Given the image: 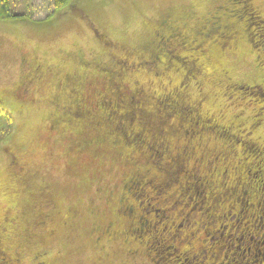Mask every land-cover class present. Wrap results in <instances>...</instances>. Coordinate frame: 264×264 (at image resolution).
Masks as SVG:
<instances>
[{
    "label": "rangeland",
    "instance_id": "1",
    "mask_svg": "<svg viewBox=\"0 0 264 264\" xmlns=\"http://www.w3.org/2000/svg\"><path fill=\"white\" fill-rule=\"evenodd\" d=\"M7 1L6 11H9V14L27 13L32 16H30L32 21L29 20L25 23L0 18V139L5 137L11 126L8 114L13 116L12 124L14 125L12 135L10 134L13 137L11 142L7 145L6 142L0 141V210L6 209L4 212H8V220L14 219L9 224L8 235L10 238L7 245L9 243L12 249L18 253L21 258L20 264H38L42 259L39 255L43 254L46 264H154V258H158L155 257L158 256L155 251L150 250L149 254L153 256L151 261L147 255H143V258L137 262H131V258L124 253L121 239L118 243L103 246L105 239L97 243L95 238L99 233L92 230L94 224L111 218L112 209L116 207L121 197L127 196L122 184L128 179L129 172L131 174L139 167H132L133 160L125 162L124 154L129 153V159H133L131 156L133 153L135 154V147L128 146L123 151L113 147L107 139L111 134L103 130V127L105 129L110 125L100 124L96 128L97 124L93 120L98 118V113L93 109V105L90 106V103H86L85 108L81 107L79 113H76L79 119L71 121L72 125L80 127L79 131H71V134H67L69 131L65 130L64 123H60L58 128L53 127L46 118L54 113L53 95L65 92L64 78L66 74H71L74 78L76 75L80 78L85 71L88 72L82 66L84 62L107 59L103 54L106 46L105 40L113 41L117 45L121 43L122 47L137 46L142 40L150 41L149 37L152 35L150 28L155 27L159 16L167 8L181 9V13L187 14L189 10L194 9L197 12L196 17H199L211 8V0H82L80 8L89 18L91 26L80 16L68 11L67 6L57 9L53 13L50 12L44 19H39L43 18V15L36 12L37 3L34 2L37 0ZM250 1L254 6L257 5L259 12L264 15V0L260 1V5L254 3L255 0ZM250 1L245 3L252 6ZM1 3L0 0V16H3L2 12L4 11ZM196 17L193 16L194 19ZM251 21V34L254 36L261 34V37H264V26L259 21ZM95 31L102 33L103 37L99 38ZM215 31L218 36H223L216 29ZM234 39L235 36L230 40L233 42ZM234 44L236 47L229 52L225 51L226 54L222 57V65L232 79L239 82L248 81L252 84H257L261 79L264 80V55L259 57L257 48H253L246 40L236 41ZM226 45L224 44V46ZM259 48L264 49V42ZM35 62L41 63L39 67L42 71L40 74L42 80L38 79L39 81L31 83L30 92L24 96L21 92L23 84H20L29 70L28 68L35 65ZM137 67L138 65L134 66L136 69ZM148 67L151 68V66ZM153 68L158 74L162 73L158 71V67ZM169 69L163 72H168ZM139 75L144 79L145 76L150 77L148 72ZM141 83L143 80H139L136 84L141 85ZM16 85L20 87L17 89ZM149 92L151 91L149 90ZM240 92L241 90L238 88L231 89L230 96L234 99L233 102L239 103L238 106L244 109L241 114L243 118L250 119L249 115L253 113L255 115L258 107L264 105L258 95V93H262V89H258L256 96ZM142 94H144L141 96L143 101L149 99V103H153V98L149 95L150 93L148 94V91H143ZM180 104L185 108L180 114L186 118V121L199 120L193 109L191 111L182 102ZM236 112L238 110H234L230 106L228 113L235 114ZM159 118L164 119L160 113L158 114ZM256 118L257 116L252 124L256 128L252 137L264 133V121L260 120L261 118ZM151 120L149 119L147 122ZM239 128L241 130L238 129L237 132L234 130L233 136H230L225 131L227 129L210 124L209 136L218 133L222 144L230 142L227 144L233 146V143H241L242 146H246L247 151H250L252 146L259 147L258 149L262 147L256 144L251 136L248 137V130L245 126L240 125ZM142 135L143 133L139 131L134 137L138 138ZM234 139L236 141H233ZM72 140L76 142L77 147L70 150L69 145L72 146ZM155 147L157 146L151 145V150H154ZM156 149L155 154L158 159L154 157L153 162H157L161 158L159 148ZM260 150L262 152L256 154L250 151L253 155L248 153V159L250 158L254 165V168H251L249 172L251 179L255 178L254 174L258 175L259 164L257 161L264 152V149ZM183 151L188 152V149L184 148ZM88 152L91 154L89 157ZM178 153L179 151L174 152L175 160L181 157L177 155ZM13 159L15 160L13 161ZM65 161H69V163L66 164ZM72 162L79 169L75 170L74 165L72 168L69 167ZM145 162L139 161L137 164L147 167L150 163L147 162L146 165ZM158 163L162 165L161 160ZM23 165L24 169L22 167L20 169L19 166ZM223 165L227 166L228 163ZM176 169L174 171L180 175H178L180 178L184 168L177 165ZM172 171L173 169H171V173ZM166 173L170 172L166 169ZM189 178L186 179L188 181L186 194L197 201L196 204L203 209L205 205L200 202L204 200L201 182L194 177H191V182ZM198 178H200L199 175ZM260 178L264 180V174H260ZM152 182L154 183V181ZM11 184V189H3ZM137 186L138 184L133 181L129 191L138 198V202L143 208L142 213L148 211L149 214L153 213L158 218V223L153 225V228L158 231L164 225L167 226L164 214L155 203L154 198L155 196L160 198L164 192L159 190L147 192L150 194L148 195L149 199L147 195L143 194L145 190ZM41 196H47L54 207L60 211L56 223L60 218L67 222L66 225L56 228L52 238L43 236L41 239L33 231V211L36 210V207L31 203H35ZM107 197L111 198L109 202H106ZM241 200L243 203L245 202V198ZM25 202H27L26 206L20 210L21 203L25 205ZM176 206L178 209L180 208L179 203ZM121 209L124 210L125 207L122 206ZM133 211L126 210L128 214ZM231 213L232 218L228 223L230 226H234L238 216L234 214L235 211ZM118 215L126 222L120 212ZM260 215L263 216L261 213ZM144 217L145 215L141 216V224H143L145 232L142 234H146L147 238H151L152 241L153 229L149 227V223L145 224L147 219ZM262 220L264 221V218ZM176 221L178 224L183 223L179 220ZM257 221L259 220L257 219ZM224 224L227 223L221 222V225ZM256 224L259 223L256 222ZM128 229L130 233L139 234L137 228L133 229L130 226ZM184 229L183 231L187 232L191 228L186 225ZM241 230L242 226L238 230L233 228L228 232H231L232 236L237 237L238 240L230 250L225 252L228 259L226 263L264 264V247L261 244L264 240V228L259 230L258 234L248 235L249 238H242ZM14 236L17 240L11 239ZM113 241L117 242V238ZM154 241L153 243L157 247V243ZM151 243L149 242V244ZM150 247L152 246L150 245ZM158 251L162 258L168 249ZM169 253L175 252L169 250Z\"/></svg>",
    "mask_w": 264,
    "mask_h": 264
},
{
    "label": "trees",
    "instance_id": "2",
    "mask_svg": "<svg viewBox=\"0 0 264 264\" xmlns=\"http://www.w3.org/2000/svg\"><path fill=\"white\" fill-rule=\"evenodd\" d=\"M81 1L37 0L34 3H37L36 12L43 15V18L39 19H44L50 12L53 13L57 9L67 6L68 11L80 16L91 26L89 18L80 8ZM246 1L248 0H211V8L208 12L211 11L209 17L213 18L214 16V18L211 19L213 23L208 28L209 30L207 31L206 22H203L198 28V32L204 30V35L195 37L191 35L190 30L184 32L179 37L180 45L178 47H176L175 42L170 43L159 39L160 36L162 37V33L159 34V32L155 36L152 34L149 37L150 41L142 40L137 46L131 48L122 47L121 43H118L119 46L113 41L105 40L106 46L103 54L106 55L107 59L84 62L82 66L88 72L85 71L80 78L76 75L74 78L71 74H66L64 79L65 81L68 80V86L65 87L64 94H55L52 100L54 113H51L50 116L47 115L46 120L48 123H52L53 127L58 128L60 123H64L65 130L69 131L67 134H71V131H79L78 128L80 127H75L71 121L79 119L76 113H79L81 107L85 108L86 103H90V106L93 105V109L98 113V118L93 120L97 124L96 128L100 124L103 126L110 125L106 126L105 129L103 127V130L111 134L110 138L107 137V139L113 147L122 151L128 146L135 147V154L133 153L131 156L133 159H129V153L124 154L125 162L130 160L132 162L133 160L132 167H139L131 174L129 172L127 183L123 182L128 192H130L129 187L133 181L138 184L139 188L145 190L143 194L147 195L149 199L150 196L148 195L150 194L148 193L155 192V190L164 192L160 198L158 196L154 198L155 203L164 214L167 226L164 225L160 230H155L153 223L150 224L149 222L152 215L148 211L142 213L143 208L141 207V216L145 215L144 219H147L145 224L149 223V227L153 229L152 234L154 236L150 245L154 248L152 249L149 245L147 252L151 253L150 250H153L155 254H158L155 256L158 258H154L156 264H227L228 259L225 252L230 250L231 246L238 240L237 237L232 236L231 232L228 233L230 229L237 228L238 230L242 226L240 233L242 238H249L248 235L258 234V231L264 228V221L262 220L264 218V180L260 178V174H264V152L257 161L259 164L258 175L254 174L255 178L253 177V179L249 178V172L251 168H254V165L253 161L248 159V153L252 154L250 151L256 154L260 153V149H264V133L262 135L256 134L257 137L251 136L256 130L252 125L253 120L255 116H257L256 119L264 116L262 114L264 113V105L258 107L255 115L254 113L249 115L250 119H244L241 115L244 109L238 106L239 103L233 102L234 99L230 96L231 89L235 90V88L240 89L241 94L247 92L254 96H256L258 89H262V93H258V95L260 101L264 103V80L261 79L257 84L248 81L239 82L233 80L229 72L222 73V69H220L224 68L222 65L223 55L232 50L231 48L235 45V42L230 39H233L238 28L230 26L232 22L240 23L238 17L244 15L249 23L252 22L251 20L253 22L259 21L264 26V17L260 15L256 5H260L261 0L254 1L256 6L250 0L252 6L246 4ZM1 2L4 19H13L18 23L19 21L21 23L32 21L31 15L27 13L9 14L10 12L6 11L8 1L1 0ZM172 9L177 16L169 17L171 21L177 17L184 21L191 19L189 14L185 18L186 15L181 13V9ZM193 10H189L188 13L197 15V12L194 10L195 13ZM165 11H170V8ZM218 15L220 18L216 17ZM199 17L201 18L202 15ZM221 22L222 25H220ZM189 24L193 25L194 22L191 24L189 21ZM215 29L223 36H218ZM95 33L98 34L99 38L103 37L102 33H98V31ZM254 37H252L253 40L250 41V44L259 51L257 55L263 57L264 49L259 47L264 42V37H261V34ZM194 40L198 41L194 43ZM224 44L227 45L224 46ZM146 50L153 58L146 55ZM144 60L146 63L143 62ZM35 64H37V69L41 74L42 71L39 67L41 63L35 62ZM217 64L219 65L218 69H216ZM135 65H138V70L134 68ZM153 67H158V71L162 73L158 74ZM168 68H170L168 72L164 73L163 71ZM143 72H148L150 77L141 78L139 74ZM39 80H42L40 76ZM139 80H143L141 85H138L140 83L136 84ZM143 91L150 93L153 103H149V99L143 101L141 97L144 95L142 94ZM66 98L67 102H64ZM180 102L191 111L193 109L199 120L186 121V118L180 114L185 109ZM230 106L234 110L237 109L238 112L229 114ZM159 113L164 119H158ZM8 115L11 126L5 137L0 139L7 145L13 138L11 133L14 129L13 116ZM149 119L152 120L147 122ZM260 120L264 121V117ZM210 124L227 129L225 131L230 136L234 130L237 132L240 129V125L245 126L248 130V137L251 136L253 141L262 147L258 149L259 147L252 146L250 151H247L246 146H242L241 143H233V146L227 144L230 142L222 144L218 133L209 136ZM139 131L143 135L138 138L134 137ZM206 139L211 142L207 143ZM196 142H199L202 147L208 146L207 150L210 153L208 157L206 155L202 156L204 158L200 157L201 152H204L203 149L192 148ZM188 143L189 150L185 152L183 150ZM151 145L157 147L151 150ZM69 146L72 150L77 147V144L73 141L72 146ZM140 147L142 148L140 149ZM156 148H159L161 153L159 161L161 160L162 165L158 163L159 161L153 162L154 157L158 159L155 154ZM177 148L178 150H176ZM181 148L182 151H180ZM176 151H179L177 155L181 156L177 160L174 157ZM88 153V157L91 156L90 152ZM153 154L155 155L152 157ZM139 161L145 162L146 165L151 163V166L149 164L147 167L139 166L137 164ZM65 162L66 164L69 163V161ZM224 163H228V165L225 166ZM73 165L72 162L69 167L72 168ZM177 165L184 168L180 178L178 177L179 174L174 171L177 170ZM74 167L75 170L79 169L77 165ZM166 169L170 173H166ZM171 169H173L172 173ZM175 176L177 178H174ZM191 177L201 182L204 200L200 202L205 205L203 209L202 207L199 208L196 204L197 201L186 194L185 190L188 188L186 179L189 178L191 181ZM11 188L12 184L3 189ZM242 198H245L244 203ZM26 203L25 205L21 203L20 210L26 206ZM177 203H179V209L176 206ZM125 209L128 211L127 208ZM233 211L238 218L235 220V225L230 226L228 221L231 220V212ZM6 214L8 215V212ZM3 215L5 216L4 213H2ZM7 215L5 216L7 220L6 229L2 236L8 242L10 238L8 235L9 224L14 219L8 220ZM139 219V225L133 229L137 228V232L142 234L145 232L143 224H141V217ZM176 220L183 223L178 224ZM221 222L227 224L221 225ZM186 225L191 228L190 231H183ZM33 228L35 231L34 225ZM43 233H39V237L44 235ZM11 239L17 240L15 236ZM153 241L157 243V247ZM261 244L264 247V240ZM157 249L163 251L168 249V251L161 258ZM169 250L175 253H169ZM39 256L43 258L44 254Z\"/></svg>",
    "mask_w": 264,
    "mask_h": 264
},
{
    "label": "flooded vegetation",
    "instance_id": "3",
    "mask_svg": "<svg viewBox=\"0 0 264 264\" xmlns=\"http://www.w3.org/2000/svg\"><path fill=\"white\" fill-rule=\"evenodd\" d=\"M173 10L174 9L171 8L170 11H165L161 14V16L159 17V21L156 22L155 27L151 29L152 31L151 34L155 36L157 32H159V34L162 33V37L160 36L159 39L165 42H170V43L175 42L176 47L180 45V42L178 40H179L180 35L184 34V32H187L188 30H190L192 36L200 37V35L205 34L204 30L202 32H198V28L200 27V25L203 24V22H206V25H207L206 28L208 31L209 30L208 28L213 23L211 19H213L214 16L213 18L209 17L211 11L203 14L201 18L200 17L198 18L195 15L196 18L194 19L193 18L194 14L191 15V13H188L189 18H191L188 21H184L179 17L171 21L169 17L173 18L177 16ZM184 14L186 15V17L185 16L184 17L187 18L188 14L187 13H184ZM260 15L264 17L263 14H260ZM216 17L220 18L219 15ZM238 20L240 21V23L237 21H234L230 25V26H236L238 28L237 31H235L236 34H235V39L233 42H236V41L243 42L244 40L249 41V42L252 41L254 38L253 37L254 35L251 34V26H250V23L248 22L247 17L242 15L241 17H238ZM189 21L191 22L193 21L194 24L190 25ZM220 25H222V22L220 23ZM164 31L166 32L164 33ZM234 47H236V45L233 46L231 49L233 50ZM145 53L146 55H148L149 58H153L148 50H146ZM143 62L146 63V60H144ZM36 65L37 64L32 65L28 68L29 70L26 72L23 78V81H22L23 83L21 82L20 84V85L23 84V89L21 92L24 96L25 94L30 92L29 89H30L31 83H35V81L36 80L38 81L39 79L40 73ZM218 68H219V65L217 64L216 69ZM220 69H223L222 73H228L225 68H220ZM65 86H68L67 79L65 81ZM19 87L20 86H17V85L15 86V88L17 89ZM54 97H55V94L53 95V99ZM64 102H67V98L64 100ZM206 141L207 143L211 142L209 139H206ZM188 145L189 143L186 144L185 148L189 150ZM204 147H202V145L199 142H196L192 146V148L194 149H203L202 151L204 152H201L200 157L205 156V155L206 157H208L210 155L209 150H207L208 146H204ZM14 160L15 159H13V161ZM149 165H151V163ZM19 167L20 169L21 167L24 169V166H19ZM124 185L125 184L123 183L122 187L125 188ZM124 190L127 196H125L124 198L121 197L116 207L112 209V217L108 218V220L104 222L101 221L100 223L94 224V226L92 227L93 231L99 233L98 236L95 238V241L98 243L100 240L105 239L103 246H109L111 243H118V241H120L121 239V242L124 245V253L128 257L131 258V262L132 261L137 262L139 259L143 258V255L145 256L147 255L149 260L151 261V258H153V256H151L147 252L149 251V248H148L150 245L149 242H152L151 238L148 239L146 234L145 235L142 234L144 235V237L142 238L141 234L136 235L135 233H130V230L128 229L130 226L137 227L139 225L140 223L139 218L141 217L142 208L140 206V203L137 200V197H135L132 193L128 192L126 188ZM109 197H107V202H109L111 199ZM30 200H31V197L28 200L29 204H30ZM31 205L36 207V210L33 211V217H34L33 224H34V227H36L35 234L40 235L39 233L42 234L43 232H45L47 236L52 237L56 228L58 229L59 226H64L67 224L65 219L63 220L60 218L57 222L58 223V226H57L56 219L58 217V214H60V211H58V209L54 207L53 203L49 201L47 196H41L40 199H38L35 203L32 202ZM122 206L127 208L128 212L130 210H134L133 213L128 214L125 209L124 210L121 209ZM0 211H2L0 213V264H20L21 258L18 256V253H16L12 249V247L9 246V244L7 245L6 238L4 239V237L2 236L4 235L3 233H5V229H6L5 223L7 222V220L5 216L7 214L6 212H4V210H0ZM119 212L123 215L126 222L122 220L120 215H118ZM2 213H4L5 216L4 215L2 216ZM149 222L151 224L153 223V225L158 223V219L156 218L155 214H152V216L149 218ZM174 230L177 231L176 228H174ZM46 234L40 236V238L43 239V236H46ZM128 235H130L129 237L131 238L127 237ZM115 238H117V242L113 241L115 240ZM136 241H139V242H136ZM45 261L46 260L43 256V258L39 261L38 264H46Z\"/></svg>",
    "mask_w": 264,
    "mask_h": 264
},
{
    "label": "crops",
    "instance_id": "4",
    "mask_svg": "<svg viewBox=\"0 0 264 264\" xmlns=\"http://www.w3.org/2000/svg\"><path fill=\"white\" fill-rule=\"evenodd\" d=\"M0 18H3V16H0ZM1 20V19H0Z\"/></svg>",
    "mask_w": 264,
    "mask_h": 264
}]
</instances>
